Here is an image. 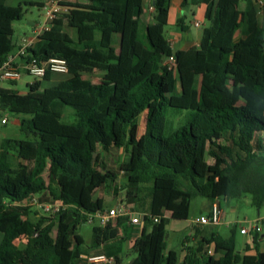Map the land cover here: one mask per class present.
Listing matches in <instances>:
<instances>
[{
  "label": "trees",
  "instance_id": "obj_1",
  "mask_svg": "<svg viewBox=\"0 0 264 264\" xmlns=\"http://www.w3.org/2000/svg\"><path fill=\"white\" fill-rule=\"evenodd\" d=\"M46 1L0 4L1 62L16 49L14 23L24 18V7L43 9ZM153 2L149 25H143L145 0L69 2V13L22 58L65 59L69 80L42 88L35 79L26 94L0 87V108L19 120L22 135L0 137V264H85L91 254L122 264L120 243L134 233L123 229L129 217L94 227L89 249L78 232L104 211L94 195L120 173L127 206L147 214L130 264H180L184 251L182 264H264V252L238 250L236 227L225 238L197 225V241L187 239L178 250L168 248L167 229V214L187 220L198 197L212 206L250 195L256 209L264 208V25L258 9L253 0H183V7H206L208 26L198 47L170 55L176 58L170 69L163 56L170 54L165 29L172 0ZM184 22H178L182 32ZM96 71L99 82L85 79ZM121 148L130 159L116 171L103 157L109 162ZM36 200L66 208L40 216Z\"/></svg>",
  "mask_w": 264,
  "mask_h": 264
},
{
  "label": "rangeland",
  "instance_id": "obj_2",
  "mask_svg": "<svg viewBox=\"0 0 264 264\" xmlns=\"http://www.w3.org/2000/svg\"><path fill=\"white\" fill-rule=\"evenodd\" d=\"M25 0H0V4L3 5H18L19 3L24 2ZM74 1V0H73ZM245 5L244 2H242L240 4V8H242ZM258 3L255 5L256 8ZM25 8V16L22 20L20 21H16L14 23V36H13V40L14 42L17 44L22 38H24L26 35H29L33 29L35 28L36 25L39 24H43V22L45 21V17H46V10L43 9H39L38 7H24ZM187 9L189 7H186ZM190 8H192L196 13H198V9L194 6H190ZM188 20L191 19V12H187L186 13ZM143 25H145V20L143 21ZM71 33L75 32V28L72 27L69 29ZM144 30V29H143ZM179 32V29L177 27H175L172 22H170L165 29V34L168 38H172L174 33ZM164 62V60H163ZM59 75L53 74V77H57ZM90 78V79H89ZM85 79L90 80V81H94L95 83L100 81V76L98 71L94 72V74L92 76H85ZM35 81V78L27 75V74H23L22 78L17 81V83L15 85H11L9 82H5L3 85L5 87L8 88H12L14 90L19 91L21 94H26L29 90L28 88V84L32 83ZM181 117H177L174 120V125H178V122L180 121ZM10 119L11 121H13L15 119L14 116L10 115ZM145 124V116H143V118L140 119V123ZM1 138H21L22 135L20 133L19 130V125L15 124L14 122L9 123L7 126L5 127H1ZM104 160L106 163H108L109 165H112V163L108 162V156L107 154L104 155ZM123 186L125 185V180H121ZM123 189H119L117 193V195H115L114 197H112L109 193L106 194L103 198L104 201V211H109L111 208L116 207L118 205V203L120 202V199L122 200V203H120L121 205H126V207L130 208L133 212H139L141 211L138 208H131L129 206H127L126 204V199L124 198L123 193H125L124 191H122ZM98 194L96 193L94 195V198L97 199L98 198ZM244 202H239L238 199H230V203H232L233 205H235L238 208V212L240 215L241 220L246 217L244 214H246V212L248 211L247 206L245 205V203H248V201H252V196L250 195H246L244 196ZM209 201L205 198L202 197H198L196 199H194V201L192 202V206H191V210H190V214H189V218L187 220H179V219H175L172 217V214H167V216L169 217V223H168V232H169V236H170V240H169V244H168V248L169 249H174V250H178L181 248L182 243L184 242V240H189L191 242L192 237L194 235L193 233V229L197 226L194 224V220L201 217L203 213H208L209 212ZM223 206H225V210L226 212L229 210V207L227 205L224 204V202L222 203ZM37 213H39L40 216H46V217H51L50 214H46L42 209L37 208L36 209ZM253 213V214H252ZM251 218L255 219L257 218V215L254 214V212H251ZM249 222H252V220H250ZM243 223V222H242ZM245 224V223H244ZM246 225V224H245ZM100 226V222L98 219H95L93 222L90 223H83L80 227H79V234H81L85 240V244H84V248L85 249H89L92 247L93 244V229L94 227ZM247 226V225H246ZM234 228V227H233ZM232 227H230L227 224L221 225L220 227H213V226H207L206 229L207 231H215L218 230V232L225 238H228L231 236L232 234ZM117 229V228H116ZM124 230H129L130 226L129 225H124ZM117 231V230H115ZM243 239H246L244 236H242L241 234V225H238L236 227V243L237 246H239L242 242ZM137 257V253L134 250H131L130 252L127 253V256H125L123 264H130L131 261H133L135 258Z\"/></svg>",
  "mask_w": 264,
  "mask_h": 264
},
{
  "label": "built area",
  "instance_id": "obj_3",
  "mask_svg": "<svg viewBox=\"0 0 264 264\" xmlns=\"http://www.w3.org/2000/svg\"><path fill=\"white\" fill-rule=\"evenodd\" d=\"M73 0H47L45 2L44 9L46 10V17L43 24L36 25L33 29V38H25L18 46L16 53H11L4 61H0V87L5 82H17L22 78L23 74L30 75L37 80H42L47 75L51 74H69L68 62L62 58H52L46 63H40L37 59H30L26 62L23 61V57L27 56V51L33 47L36 40L48 31L55 20L61 15L69 13L68 3ZM259 7L264 8V0L258 2ZM153 8V6H152ZM154 10V8H153ZM196 23V26H199ZM166 65L170 69L176 67V58L172 55ZM10 123L9 114L0 108V128L5 127ZM36 208L42 209L46 214L55 216L59 211L65 209L61 202L56 203H38L34 201L33 204ZM226 207L219 203H214L211 207L210 213L202 215L195 219L193 222L195 225L202 226H220L223 223V214ZM147 216L146 213L133 212L126 205L118 204L115 208L109 211H100L90 217V222L98 219L100 226H106L109 223H115L119 217H129L132 225L140 226ZM244 235H256L261 232V227L257 223H247V226L242 228L241 231ZM85 264H115L113 257H108L105 254L102 255H89Z\"/></svg>",
  "mask_w": 264,
  "mask_h": 264
},
{
  "label": "crops",
  "instance_id": "obj_4",
  "mask_svg": "<svg viewBox=\"0 0 264 264\" xmlns=\"http://www.w3.org/2000/svg\"><path fill=\"white\" fill-rule=\"evenodd\" d=\"M260 0H253L254 4L256 5ZM242 3V2H241ZM240 3V4H241ZM183 0H172L171 2V8H170V13H169V21L168 24L170 22H172V24L177 27L179 29V32L177 31L176 33H174L172 38H168V42H169V50H170V54L163 56L164 59V64H166L169 61V58L171 57L170 55L179 51V50H189L191 48L194 47H198L201 43V34H202V29L206 26H208V23L205 20V13H206V7L204 5H199V6H194V5H188L186 7H189L188 9L186 7H183ZM145 5H146V13L143 17V21L145 20V25H149L153 22V13L154 10L152 8V6L154 5L153 0H145ZM190 6H194L198 9V13H196L192 8H190ZM258 7V5H257ZM240 8V6H239ZM245 9V5L240 8L241 11H243ZM258 9V13L260 15V20L264 25V11L259 10ZM187 12H191V19L188 20L186 13ZM184 19V26L186 27L187 31L182 32L180 30V27L178 25V22L180 19ZM196 23H199V26H196ZM241 35L239 34L238 37H240ZM31 39L33 38V31L29 34L26 35L24 38H22L17 44H16V49L14 51V53L17 52L18 46L22 43V41L25 39ZM59 75L57 77H53V74L50 77L49 81H45V80H40L42 83V88H52V87H56L59 86L61 83L69 80L70 75H63V74H56ZM100 76V75H99ZM11 83V82H9ZM17 83V82H16ZM33 83V82H32ZM31 84V83H29ZM4 86V85H3ZM5 87V86H4ZM143 118V116L141 117ZM140 118V119H141ZM14 122L15 124L19 125V120L17 118H15L13 121H11L10 119V123ZM140 123V121H139ZM144 126L145 124L140 123V131L141 133L144 132ZM0 135H1V130H0ZM117 156V157H113V156ZM115 155H113L112 157H110V162L112 163V166L115 168V170L117 171V168L123 164L129 161L130 159V155L127 151V149L125 148H121L119 149V151L115 152ZM119 180L116 183H112L109 187H107L104 191L97 193L99 196L97 199H101L103 200L104 196L106 194H110L112 197H114L115 195H117L116 190L118 189H122L123 188V184H122V174H118ZM244 197L242 198H238L239 202H244ZM120 199V203H122L121 198ZM225 205H227L229 207V210L226 212V210L224 209V214H223V223L229 225L230 227H237L238 225H241V231L242 228L245 227L247 225V223H257L260 227H261V232L254 235H244L242 232V236H244L246 239H243L241 242V244L239 246H237L239 251H244V249H246L247 247H249V251L247 253L249 254H256L257 252H264V208L258 210L256 209L253 205H252V201H248V203H245V205L247 206L248 211L246 212V214H244L246 217H244L242 220L240 218L239 212H238V208L233 205L232 203H230V200L224 202ZM223 205V204H222ZM211 204L209 203V212L208 213H203L202 215H207L210 213L211 210ZM115 208V207H113ZM112 209V208H111ZM251 212H254V214L257 215V218L253 219L251 218ZM253 214V213H252ZM250 220H252V222H249ZM243 222V223H242ZM246 225H245V224ZM130 226V229H133L134 233L132 236H130L129 240L125 241L124 243L121 242L120 246H121V252H122V257H123V261L125 256H127V253L130 252L131 250H133V245H134V241L137 238V235L139 234V231L141 230V226H133L131 224H127ZM221 226V225H220ZM220 226H213V227H220ZM218 231V230H217ZM193 233H195V230L193 229ZM257 237V242L255 244H253V239ZM185 241V240H184ZM197 240L192 237L191 242H196ZM190 242V241H189ZM119 244L118 242L112 241V244ZM192 243H189V245H191ZM101 249V248H100ZM94 251H91V253H94ZM219 255H215V258H218ZM123 264V262H122Z\"/></svg>",
  "mask_w": 264,
  "mask_h": 264
},
{
  "label": "water",
  "instance_id": "obj_5",
  "mask_svg": "<svg viewBox=\"0 0 264 264\" xmlns=\"http://www.w3.org/2000/svg\"><path fill=\"white\" fill-rule=\"evenodd\" d=\"M167 238H168V235H167ZM185 254H186V252L184 251V252H182V254H181V263L180 264H182V260H183V257L185 256Z\"/></svg>",
  "mask_w": 264,
  "mask_h": 264
}]
</instances>
